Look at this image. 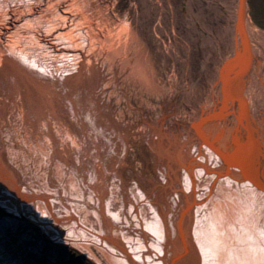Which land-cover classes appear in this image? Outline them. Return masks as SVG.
Wrapping results in <instances>:
<instances>
[{
    "label": "bare ground",
    "instance_id": "6f19581e",
    "mask_svg": "<svg viewBox=\"0 0 264 264\" xmlns=\"http://www.w3.org/2000/svg\"><path fill=\"white\" fill-rule=\"evenodd\" d=\"M237 1L176 45L161 13L0 0V264L24 221L79 264H264V29Z\"/></svg>",
    "mask_w": 264,
    "mask_h": 264
},
{
    "label": "rangeland",
    "instance_id": "374dc122",
    "mask_svg": "<svg viewBox=\"0 0 264 264\" xmlns=\"http://www.w3.org/2000/svg\"><path fill=\"white\" fill-rule=\"evenodd\" d=\"M104 1L113 2L115 4L114 14L118 15L122 21L125 20L128 15L127 18L132 21V25L145 29L146 33L147 28H151L156 24L158 16L161 13L162 24L168 31L167 33L165 32L166 39H172L176 45L180 42H188L193 45V39L200 38L204 40L205 36L206 40H209L210 36H207L205 32L203 35V32L199 30V28L204 29L206 25L215 29L217 35H222L219 34V32H221V28L225 26L231 30L233 19H229L227 13L230 11L229 9L235 10L238 2L237 0H187L192 9L191 12V9H187V11L184 10L187 3L184 0ZM169 1L172 2V7L174 6L173 10L171 9V5L168 4ZM224 5L227 6L228 11H225ZM249 6L253 20L264 29V0H249ZM103 9L105 12L108 10V8ZM171 11H175L176 14L174 21L170 18ZM173 26L175 27L177 35H174L172 32ZM2 214H4V210L0 207V217ZM10 227L12 226L10 225ZM2 230H5L7 234V237L3 238L4 241L7 240L4 248L5 250L3 249L4 252L6 250L11 251L13 257L18 259H21V255L23 254L28 259V261H26L27 264H32L30 261L33 259L35 260V264H74L79 261L77 252H69V247L61 245L55 246L54 241L46 237L38 225L35 226L33 223L24 221L14 224V227L10 228V230L6 231L5 228H2ZM30 232L33 234L32 237L29 236ZM52 255L58 258L55 263L51 258ZM77 263L79 264V262Z\"/></svg>",
    "mask_w": 264,
    "mask_h": 264
}]
</instances>
